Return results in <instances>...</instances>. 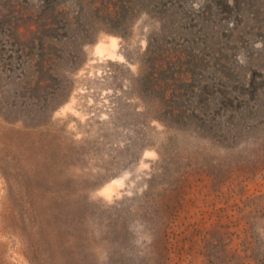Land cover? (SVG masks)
<instances>
[{
  "label": "rangeland",
  "instance_id": "1",
  "mask_svg": "<svg viewBox=\"0 0 264 264\" xmlns=\"http://www.w3.org/2000/svg\"><path fill=\"white\" fill-rule=\"evenodd\" d=\"M0 264H264V0H0Z\"/></svg>",
  "mask_w": 264,
  "mask_h": 264
}]
</instances>
